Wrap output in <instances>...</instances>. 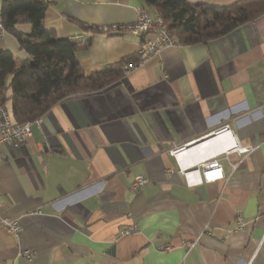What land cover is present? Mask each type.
<instances>
[{
  "label": "crops",
  "instance_id": "1",
  "mask_svg": "<svg viewBox=\"0 0 264 264\" xmlns=\"http://www.w3.org/2000/svg\"><path fill=\"white\" fill-rule=\"evenodd\" d=\"M44 1L45 28L75 41L86 74L136 59L143 35L80 23L155 12L143 0ZM0 46L27 58L6 30ZM37 123L24 143H0V215L22 226L18 237L0 226V264H264V13L207 42L162 48L109 85L57 101ZM211 158L220 178L186 173ZM138 175L146 182L130 187ZM26 248L28 260L18 255Z\"/></svg>",
  "mask_w": 264,
  "mask_h": 264
},
{
  "label": "trees",
  "instance_id": "2",
  "mask_svg": "<svg viewBox=\"0 0 264 264\" xmlns=\"http://www.w3.org/2000/svg\"><path fill=\"white\" fill-rule=\"evenodd\" d=\"M166 25L169 35L185 44L207 42L264 13V0H235L218 6L187 0H143ZM48 3L44 0H2V28L12 33L27 58L19 60L0 46V104L14 121L39 117L64 97L96 91L118 80L130 57L86 74L76 59V43L44 26ZM30 23L31 31L18 33L16 25ZM84 30L98 26L80 23ZM135 57V56H134ZM9 101V107L7 106Z\"/></svg>",
  "mask_w": 264,
  "mask_h": 264
},
{
  "label": "built area",
  "instance_id": "3",
  "mask_svg": "<svg viewBox=\"0 0 264 264\" xmlns=\"http://www.w3.org/2000/svg\"><path fill=\"white\" fill-rule=\"evenodd\" d=\"M136 19L129 23H115L111 25H100L98 26L99 31L103 32H118V31H128L134 33V35H143V38L138 44L136 50V59L130 62H124L122 65V73L127 74L136 70L138 67L142 66L151 55L160 52L162 48L172 45L182 44L180 41H177L169 35L168 29L164 24L163 20L157 13H150L144 8L137 9ZM3 31L2 21L0 17V33ZM39 117H36L33 120H28L25 122L14 121L11 117V114L8 108L0 104V143L11 142L14 146H17L21 143H24L27 138L32 134L31 125L38 124ZM233 145V144H232ZM238 151H248L253 150L252 147H239L235 146ZM182 149V146H179L172 150V153L176 154ZM230 149H225L223 154L228 152ZM236 164L231 166L234 168ZM195 167L188 170L186 173L193 172L201 169L205 180H213L220 178L222 176L221 164L218 159H208L202 161L201 164H195ZM197 180L193 181L196 182ZM146 182V178L138 175L135 176L132 182H130V187L135 188L139 184ZM4 204L2 197L0 195V208ZM237 221L239 222V215L236 216ZM0 226H2L7 232L18 237L21 233L22 226L15 217H2L0 215ZM237 228H241L240 225ZM136 230V225L131 224L126 226L122 230V234H129ZM194 243V242H193ZM192 241H186L184 245L189 248L193 246ZM19 256L24 257L25 259H31L33 256V250L31 249H22L18 253Z\"/></svg>",
  "mask_w": 264,
  "mask_h": 264
},
{
  "label": "water",
  "instance_id": "4",
  "mask_svg": "<svg viewBox=\"0 0 264 264\" xmlns=\"http://www.w3.org/2000/svg\"><path fill=\"white\" fill-rule=\"evenodd\" d=\"M201 142H197V143H192V144H188V145H186V147L187 148H192V147H194V146H196V145H198V144H200Z\"/></svg>",
  "mask_w": 264,
  "mask_h": 264
},
{
  "label": "rangeland",
  "instance_id": "5",
  "mask_svg": "<svg viewBox=\"0 0 264 264\" xmlns=\"http://www.w3.org/2000/svg\"><path fill=\"white\" fill-rule=\"evenodd\" d=\"M7 106L9 107V101H7Z\"/></svg>",
  "mask_w": 264,
  "mask_h": 264
}]
</instances>
